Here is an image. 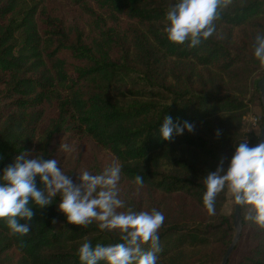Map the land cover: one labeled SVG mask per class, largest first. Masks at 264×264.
I'll use <instances>...</instances> for the list:
<instances>
[{"label":"trees","instance_id":"16d2710c","mask_svg":"<svg viewBox=\"0 0 264 264\" xmlns=\"http://www.w3.org/2000/svg\"><path fill=\"white\" fill-rule=\"evenodd\" d=\"M72 1L89 28L53 16L48 0H0V175L21 153L55 159L60 168L75 145L81 161L86 143L97 167L106 150L124 180L143 178L144 205L135 211L164 215L157 264H221L236 234L234 211H224L225 189L215 214L207 213L203 179L221 158L226 168L239 143L260 140L244 118L264 77L254 57L255 37L264 35V0L218 8L215 31L196 47L170 42L163 32L177 0ZM165 116L193 131L174 128L172 139H163ZM66 175L73 180L74 171ZM36 182L44 188L39 176ZM59 202L57 195L45 208L30 203L32 219L20 220L30 227L24 236L11 235L0 219V264H82L84 242L123 243L119 230L68 223ZM240 210L233 254L247 251L227 264H264V228L246 219L255 214L251 205Z\"/></svg>","mask_w":264,"mask_h":264},{"label":"clouds","instance_id":"9594fccd","mask_svg":"<svg viewBox=\"0 0 264 264\" xmlns=\"http://www.w3.org/2000/svg\"><path fill=\"white\" fill-rule=\"evenodd\" d=\"M231 0H177L166 13L167 23L163 28L170 42L196 47L207 40L215 31L214 21L219 18L218 8L226 7ZM254 57L264 68V35L255 37ZM182 134L186 128L193 131V125L184 122L183 126L174 125L170 116H165L160 128L162 138L171 140L173 129ZM220 135L219 131L216 133ZM61 150L68 151L67 144ZM27 153L15 158L0 175V219H5L11 235L24 236L29 233L28 223L34 215L33 203L39 208L50 205L59 195L58 210L70 224L87 226L97 222L101 230H119L123 243L95 247L84 242L78 249L82 264H157L156 253L159 249L158 230L164 222L163 213L152 209L136 212L124 207L118 198L117 184L121 176V166L113 162L100 174H90L87 170L77 175V181L57 167L55 159L44 160L40 157L26 159ZM44 184L37 188L36 177ZM133 183L143 186V178L137 175ZM205 192L203 205L209 215L215 214V200L219 193L227 189L237 205H251L254 215L246 217L264 228V142L250 147L247 141L235 148L234 154L224 166L221 158L215 171L203 179ZM55 223V220H53ZM150 244L145 251L143 245Z\"/></svg>","mask_w":264,"mask_h":264},{"label":"rangeland","instance_id":"374dc122","mask_svg":"<svg viewBox=\"0 0 264 264\" xmlns=\"http://www.w3.org/2000/svg\"><path fill=\"white\" fill-rule=\"evenodd\" d=\"M41 6H43V4ZM46 9L53 16L59 17L61 19L73 21V22H80L85 25L87 24L85 17L80 16L81 15L80 11L78 7L75 6L72 0H48V2L46 3ZM86 26L87 28H89L88 25ZM259 78L261 77L259 76L258 73L252 76L251 87H253V90L255 88V83ZM253 95L254 98L245 119V129L248 131L254 129L257 132H260V137H261L264 127V124L260 125L264 116V101L262 99V94L260 90L258 92L253 91ZM253 117L258 118L256 124H253L251 122V118ZM83 140L84 142H87L85 139ZM85 146L86 147H84L83 149L86 152H84L81 161H78L79 157L77 156L78 154L77 151L82 148H78L77 145L74 146V149L70 153L66 154V156L64 155L62 158L60 169L65 174L69 173L70 170H73L74 171L73 182H78L76 175L77 171L81 172L87 170L90 174L93 175L100 174L105 167L113 163V162L109 163V161L111 160L110 155L106 150H103L98 153L96 159L98 166L96 167L95 166L96 163L93 164L92 162V159L94 160L95 154L91 153V148L88 147L86 143ZM117 189H118V198L124 201V207L117 209L118 212H126L128 209L135 211L139 207H142L144 205V198L142 197L143 191L140 189V187L138 188L135 184L131 183L130 181L124 180L121 176L117 184ZM234 210H235V201L231 193H229V198L224 206V211L227 214H230ZM246 251L247 250L243 247L240 251L236 252L235 254H233L232 252L231 255L233 257V261L237 260L239 255L244 254Z\"/></svg>","mask_w":264,"mask_h":264},{"label":"water","instance_id":"95a60500","mask_svg":"<svg viewBox=\"0 0 264 264\" xmlns=\"http://www.w3.org/2000/svg\"><path fill=\"white\" fill-rule=\"evenodd\" d=\"M258 87H259V90L262 94V99L264 101V77L258 81ZM261 142H264V127H263V131H262V134H261V137L259 140V143H261ZM240 208H241V205H237L235 203L234 225L236 228V234H235V237L232 241V244L230 245V247L228 248V250L226 251V253L223 257L221 264H227L228 263V260L231 256L233 250L235 249L239 239H240V235H241V231H242V216H241Z\"/></svg>","mask_w":264,"mask_h":264},{"label":"built area","instance_id":"2783aa9c","mask_svg":"<svg viewBox=\"0 0 264 264\" xmlns=\"http://www.w3.org/2000/svg\"><path fill=\"white\" fill-rule=\"evenodd\" d=\"M245 119H246V116H245V118H244V123H245ZM257 121H258V118H257V117H253V118H251V122H252L253 124H256Z\"/></svg>","mask_w":264,"mask_h":264}]
</instances>
